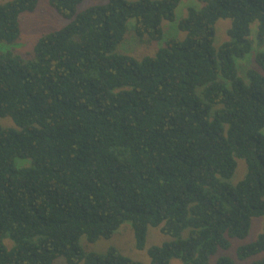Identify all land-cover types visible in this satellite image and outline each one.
<instances>
[{"label": "trees", "instance_id": "trees-1", "mask_svg": "<svg viewBox=\"0 0 264 264\" xmlns=\"http://www.w3.org/2000/svg\"><path fill=\"white\" fill-rule=\"evenodd\" d=\"M93 1L49 0L68 23L29 59L0 52V120L15 126L0 124V264H141L80 246L125 223L140 251L149 227L173 239L148 249L151 264H210L264 218V0H198L178 22L185 37L163 44L182 0ZM39 2L0 3V43L18 41ZM130 20L141 45L159 42L154 56L116 53ZM236 255L264 264V229Z\"/></svg>", "mask_w": 264, "mask_h": 264}, {"label": "rangeland", "instance_id": "rangeland-1", "mask_svg": "<svg viewBox=\"0 0 264 264\" xmlns=\"http://www.w3.org/2000/svg\"><path fill=\"white\" fill-rule=\"evenodd\" d=\"M11 0H0V3H5ZM128 2H134L136 0H127ZM160 1V0H154ZM49 0H40L37 9L32 13H24L20 17V28L21 34L17 42L14 44H2L0 43V52L11 51L14 54L21 56L23 59H29L33 52L37 41L44 35L58 31L63 28L68 22L61 18L50 6ZM95 4L93 0H85V2L79 7V10H83L88 6ZM203 4L198 0H182L177 9L175 10V21L162 23L164 29V41L172 38L183 39L185 34L179 31L177 25L178 22L185 18L188 13L189 8H195L200 10L203 8ZM134 20H130L127 23L128 31L122 43L118 46L116 53L122 55H129L138 60H142L145 56H154L157 49L160 48L159 42L157 45L146 46L140 44L139 40L134 32ZM231 21L226 19H221L216 24V33L214 46L219 47L221 44L229 40L227 35L230 29ZM257 32V24L251 26V37L255 36ZM264 51V44L261 48ZM252 57H248L246 60L239 62L240 65V75L243 77L244 73L248 68L254 67L251 63ZM0 124L3 127H15L11 119H2ZM264 134V130H263ZM246 174V164L244 160H237V169L232 178V184L237 185ZM264 229V218H255L252 221V227L249 235L244 240L233 239L232 248L228 251L219 250L218 253L212 257L210 264H215L217 259L220 257H231L235 264H252L254 261L261 259L262 255L252 257L245 261H240L237 259V249L243 245L250 244L257 240L259 235ZM173 239L161 233L160 228L149 227L146 246L144 250H138L136 248V241L134 237V232L132 230L131 224H123L119 230L113 235L111 239H100L95 243H88L85 237L80 240V246L86 253H97L104 254L110 248L114 247L118 249L123 255L129 257L130 259L140 262L141 264H151L150 258L148 256V249L153 246H160L166 242H170ZM7 244H11L7 241ZM54 264H67L63 258H59ZM170 264H182L179 260H172Z\"/></svg>", "mask_w": 264, "mask_h": 264}]
</instances>
